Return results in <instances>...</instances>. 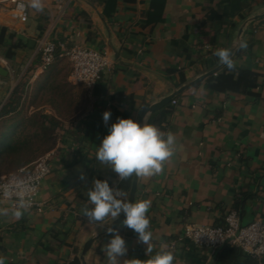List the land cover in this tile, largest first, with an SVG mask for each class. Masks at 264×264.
I'll return each mask as SVG.
<instances>
[{"label":"crops","instance_id":"crops-1","mask_svg":"<svg viewBox=\"0 0 264 264\" xmlns=\"http://www.w3.org/2000/svg\"><path fill=\"white\" fill-rule=\"evenodd\" d=\"M245 1L166 0L161 12L153 8L152 0H118L117 11L108 18L103 4L89 0H43L49 19L42 36L37 30L41 12L28 7L29 20L22 22L11 15V1L0 2V29L34 41L33 46L18 49L14 59H9L13 71L1 74L4 77L0 86V147L10 137L20 145L26 133L36 131L37 126L30 121L34 114H51L60 121L51 138L37 130L39 134L30 137L28 148L12 151L8 162L0 158L2 174L28 169L48 153L52 163V172L41 186L39 205L21 210L17 217L18 205L0 197V209L8 213L0 215V256L5 257V264H64L75 256L74 247L81 251L90 237L96 239L86 255L88 264H107L103 248L111 239L106 234L108 226L100 229L87 221L81 211L87 201L79 203L73 186L80 170L86 172L108 134L103 113L111 112L109 126L121 118L116 110L136 120L142 106L166 87L164 81L135 65L157 71L176 83H180L181 72L187 79L213 65L218 60L213 53L228 47L233 30L242 19L239 13L247 11ZM263 5L264 0H257L253 9ZM41 38L65 39L72 45L106 50L112 64L103 73L105 84L101 94L95 95L93 85L76 83L70 75L71 102L64 101L57 86L37 101L32 93H43L45 84L55 76L47 70L40 79L39 72L44 71L39 66L36 88L29 94L32 102L24 100L17 111L2 117L1 110L16 86L15 67L32 65ZM244 42L247 48L233 59L236 64L261 73L258 90L262 97L216 93L202 81L197 88L184 91L177 103L165 106L171 113L166 116L162 131L175 135V154L160 174L139 178L136 196V201H151L147 215L153 233V252L146 253V245L138 242L137 234L121 224L117 229L127 245L121 264L125 260L132 264L149 259L162 243L174 253V264H237L223 259L227 255L222 246L212 249L186 238L185 224H216L244 193L252 196L245 199L242 222L264 221V21L254 22ZM83 85L90 99L85 111L79 98ZM84 119L94 127V132L80 154L73 138ZM66 129L74 130L73 135L68 136ZM108 169L103 167L100 171ZM53 227L60 230L65 244L60 242L62 238L51 236Z\"/></svg>","mask_w":264,"mask_h":264},{"label":"clouds","instance_id":"clouds-1","mask_svg":"<svg viewBox=\"0 0 264 264\" xmlns=\"http://www.w3.org/2000/svg\"><path fill=\"white\" fill-rule=\"evenodd\" d=\"M21 9L25 4L19 5ZM27 7L37 12L44 10L43 0H28ZM247 48L244 41L239 43V49ZM218 58V63L229 71L234 70L235 63L233 53L228 48L217 49L213 53ZM111 112L103 113V121L108 126V134L103 137L97 148L95 158L117 174L118 180L113 186L107 179H93L87 192V202L82 208L83 216L90 224L97 228H106V234L111 239L104 244L103 251L107 257V264H121V258L127 254L125 239L120 235L117 228L110 225L121 213L125 214L122 226L133 230L138 236V242L146 245V253H152L153 233L150 230L148 211L151 207L150 200H137L130 202L127 193L118 186L119 181L135 178H147L160 174L175 154L176 137L171 132L162 131L153 124H149L143 118L139 123L132 118H117L110 126L108 122ZM80 180L86 181V174L80 170ZM30 201L23 196L19 201L15 215L19 217L21 210L27 211ZM7 210L0 209V215H7ZM175 255L169 245L161 244L145 261L136 260L132 264H174ZM0 264H5V257L0 256ZM124 264H129L125 260Z\"/></svg>","mask_w":264,"mask_h":264},{"label":"trees","instance_id":"trees-1","mask_svg":"<svg viewBox=\"0 0 264 264\" xmlns=\"http://www.w3.org/2000/svg\"><path fill=\"white\" fill-rule=\"evenodd\" d=\"M89 1L93 3L103 4L104 15L108 18H112L115 12L117 11V1L118 0H89ZM126 1L136 2V0H126ZM256 2L257 0H251V1L246 0L245 3L247 4V11L252 10ZM165 5H166V0H152L153 8L159 9V11L161 12L165 8ZM247 11L240 12L239 13L240 18L245 17L247 15L246 13ZM48 19H49V12L46 8H44V10L41 12V16L37 24V30L40 36H42L45 33L46 23L48 22ZM260 20L264 21V17ZM5 35L8 36L9 41L6 40ZM61 40H54V41L63 42L66 48L73 46L70 42L66 41L65 39H61ZM29 43L30 41H27L23 36L19 35L18 33L14 31H10L7 33L6 28L0 29V52L4 54L8 59H14L17 50L20 48L29 47L30 45ZM64 51L65 49H63L61 46L57 47V52H56L54 63L57 60L62 59L63 56H65ZM242 54H243V50H239V52L237 53V56H241ZM233 60L235 63V59ZM41 65H42L41 54L38 52L36 54V57L31 67L35 69L36 67H39ZM208 66H210V63L208 64ZM169 71L173 72L174 70L170 69ZM103 73L101 77L93 85V93L95 95L101 94L102 88L104 87L105 81L103 79ZM185 79H186V76L184 72H181L179 82H182ZM205 83H206V86L210 90L216 93L233 92V93H238V94H242L245 96H251V97H254L255 99H259L262 97L260 90H258V88L261 85V73L256 69L243 66V65H239L236 63H235L234 70L229 71L226 67H223L216 74H213L209 78H207L205 80ZM199 85L200 84H196L192 86L189 90L195 89ZM183 94L185 93H182L179 96H177L175 100L180 99L183 96ZM22 96H23V89L20 90L18 87H15L12 90L8 101L6 102V104L1 110L2 117L3 116L5 117L7 114H10V112H14L18 110L19 106L22 105L24 102L22 99ZM116 113L121 118L128 117L125 113L121 111L116 110ZM170 113L171 111L166 109V107L160 109L159 111L154 113V115L151 118L150 124L157 126L161 130L165 129L163 122L166 116ZM30 121H32V123L37 126L36 131H34L32 134H30L29 132L26 133L25 138L22 144L20 145L13 142V137H10L8 142L4 146L0 147V158H2L3 161H6V162L9 161V159L7 158L11 156L12 151L28 148L30 139L32 137H36L39 134L37 130H41L43 134L51 138L54 132H56L57 127L60 126V121L51 114H38V115L34 114L32 116V119L30 118ZM75 130H76L75 132L77 133H75L76 135H75V138L73 139L75 143L79 146L78 153L83 154L87 143L92 138L94 127L91 124H89L87 120L84 119L83 122L80 123L77 129ZM73 133H74V130L66 129V134L68 136L73 135ZM48 147L52 148L53 144L48 145ZM31 167L32 166H30L26 170H30ZM103 167H106L108 169L106 165L101 164L94 156L90 165L87 166V169L85 172L86 177H87L86 181H81L80 178H78L73 183V186L77 193V198L79 199L80 204H84L87 201L88 199L87 192L89 188L91 187V183L93 179H100V180L107 179L110 186H113L114 182L118 180L117 174L114 173L110 168L108 170H105L104 172L100 171L101 168ZM10 174H13V173H8L5 175H10ZM132 180L133 178L130 180L118 182V186L122 190H124L127 193V195L129 194V191L132 185ZM251 196H252L251 193H244L241 197H237L235 199L232 209L237 210L238 213L240 214V217H242V215L245 212V208H244V204L246 202L245 199L251 198ZM229 211H225L223 215L219 218V222L213 225L214 226L225 225V218ZM50 233L52 234L51 236L56 239L62 238L60 235L61 232L57 227H53L50 230ZM60 242L65 244L66 240L62 238ZM222 248H223L222 252H224V255H227L223 257L224 260L226 259L227 261H233V262H236L237 264L261 263L256 257L244 253L242 249L236 245L226 243L222 246ZM74 252H75V256L72 259L65 261L64 264H82L79 248L74 247ZM241 256H244L245 259L243 260L240 259Z\"/></svg>","mask_w":264,"mask_h":264},{"label":"built area","instance_id":"built-area-1","mask_svg":"<svg viewBox=\"0 0 264 264\" xmlns=\"http://www.w3.org/2000/svg\"><path fill=\"white\" fill-rule=\"evenodd\" d=\"M11 1L14 5L9 7L12 16L22 22L29 20V10L25 0H0L1 3ZM25 4L21 9L19 5ZM65 49L73 63L71 77L76 83L94 85L102 73L111 67V59L106 50L85 45H73L66 48L61 41L48 38L40 39L39 53L42 59V68H48L55 61L57 47ZM0 67L8 72L13 71L9 59L0 52ZM0 74V86L2 83ZM174 104L177 100L172 101ZM52 172L51 154H45L34 161L30 170L21 169L19 173L10 175L0 174V197L13 201L19 205L21 196L29 200L30 207L39 205L38 196L44 179ZM184 236L196 245L217 249L226 243L236 245L246 254L264 261V221L254 219L242 222L237 210L232 209L225 218V225L214 226L200 223H187L184 226Z\"/></svg>","mask_w":264,"mask_h":264},{"label":"water","instance_id":"water-1","mask_svg":"<svg viewBox=\"0 0 264 264\" xmlns=\"http://www.w3.org/2000/svg\"><path fill=\"white\" fill-rule=\"evenodd\" d=\"M263 17H264V5L253 9L250 13H248L245 17H243L240 20V22L237 24V26L233 30L232 36L230 38V41L227 47L233 53L232 58H234L239 52V50H241L239 49V43L245 40V34L247 33L248 29L254 24V22H256L257 20ZM29 44L33 46L34 41L30 40ZM135 66L137 68L147 71L151 75H154L156 78H159L166 83V87H164L162 90L156 93L153 99L149 100L142 106L137 116V119H136L137 122L143 123V118H144L149 124L155 112L159 111L163 107L170 104L177 96L182 94L188 88L196 84H199L202 81H205L211 75L216 74L220 69L224 67L223 65H220L217 60L213 65H211L207 69L199 71L192 77H189L180 83H176L173 79H170L167 76L157 71L148 69L140 65H135ZM0 74L7 75L8 70L0 67ZM138 183H139V178L133 177L132 185H131V188L128 194V198L130 202L136 201ZM124 219H125V214L121 213L120 216L115 221H113L110 226L113 228H117L119 225L122 224V221ZM95 239L96 237H90L84 243L80 251V258L82 260V264H88L86 260V255L90 251Z\"/></svg>","mask_w":264,"mask_h":264},{"label":"rangeland","instance_id":"rangeland-1","mask_svg":"<svg viewBox=\"0 0 264 264\" xmlns=\"http://www.w3.org/2000/svg\"><path fill=\"white\" fill-rule=\"evenodd\" d=\"M47 70H51L52 74H54L55 76L51 79L50 82H48V84H45V88H44L45 91L43 92L44 94L39 93L36 96L35 93H32V95L35 96V100L37 101L42 100L46 95L47 91L50 90V88L57 86L64 94L63 95L64 101L71 102L72 89L70 88V85H73V83L71 80L68 79V76L72 74L73 63L70 60V58L67 55L63 56L62 59H59L48 68H43L44 72H39L38 77L42 79L43 76H45L44 73H46ZM38 71H41V69L39 67H36L34 69L31 67V64L25 63L22 66L16 65L15 71L13 73L14 80L16 81L15 87H18L20 90L23 89V96H22L23 101L27 100L29 101V103L32 102L33 98H29V94L32 91H34V89L36 88ZM35 77H37V79ZM85 89L86 87L85 85H83L80 86V90H79L81 108L84 109V111L88 108L90 104V99L87 96V92L85 91ZM48 145H51V143Z\"/></svg>","mask_w":264,"mask_h":264}]
</instances>
